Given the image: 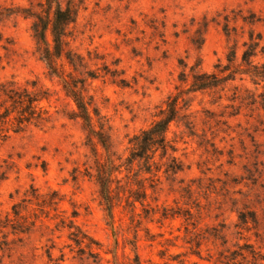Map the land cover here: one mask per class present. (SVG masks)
<instances>
[{
  "label": "rangeland",
  "instance_id": "obj_1",
  "mask_svg": "<svg viewBox=\"0 0 264 264\" xmlns=\"http://www.w3.org/2000/svg\"><path fill=\"white\" fill-rule=\"evenodd\" d=\"M42 3L0 0V83L37 81L52 114L0 145V264H255L252 251L264 264V81L243 61L254 44L264 63V0H62L76 11L75 64L59 72L97 110L116 161L182 95L171 157L157 154L146 200L113 215L95 179L104 149L67 115L75 104L37 48L26 13ZM195 73L221 82L193 91Z\"/></svg>",
  "mask_w": 264,
  "mask_h": 264
},
{
  "label": "trees",
  "instance_id": "obj_2",
  "mask_svg": "<svg viewBox=\"0 0 264 264\" xmlns=\"http://www.w3.org/2000/svg\"><path fill=\"white\" fill-rule=\"evenodd\" d=\"M42 10L36 13H26L33 17L32 31L37 43V48L42 59L46 62L51 72L60 77L66 95L70 97L75 108L67 115L72 119H80L87 131L89 145L93 153L98 156L99 144L106 154L103 160L97 159L95 179L107 210L113 215V208L117 202L124 200L131 209L136 208V203H143L147 198L146 180L150 176L157 175L161 170L156 161L157 154L161 159L170 158V149L173 150L168 132L171 124L178 119L181 93L171 94L160 107L155 119L150 126L142 129L129 140V154L125 158L112 157L111 146L105 135L102 124H96L98 112L91 108L78 82L65 80L59 72V61L67 59L69 64L74 65L71 52L67 49V37L69 26L76 20V11L73 7L62 5V0H43ZM48 32H50V39ZM255 45L243 54V61L249 65L247 74L254 84L259 85L264 81V63L253 64L252 57L256 55ZM221 82L216 73H195L191 88L193 91L205 90L216 87ZM50 93L37 81H27L24 85L16 82L0 83V145L10 136V133L23 131L30 125L45 126L51 122L52 114L42 105L44 100H49ZM174 160V157L172 158ZM135 165L138 169L135 170ZM166 170L178 172L180 167H173L165 163ZM16 205L14 209H16ZM18 215L17 210L14 211ZM72 227V226H70ZM75 234V233H74ZM79 237L78 235H75ZM77 244L80 241L73 238ZM91 239V238H90ZM95 241V240H92ZM250 248V246H246ZM252 253L255 264L261 263V259L255 252ZM243 255V253H242ZM137 264H140L138 256Z\"/></svg>",
  "mask_w": 264,
  "mask_h": 264
}]
</instances>
